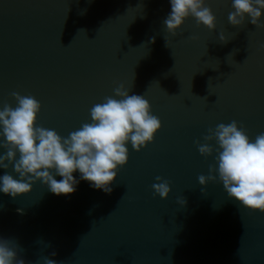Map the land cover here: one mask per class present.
Listing matches in <instances>:
<instances>
[{"label": "water", "instance_id": "95a60500", "mask_svg": "<svg viewBox=\"0 0 264 264\" xmlns=\"http://www.w3.org/2000/svg\"><path fill=\"white\" fill-rule=\"evenodd\" d=\"M205 6L215 30L189 16L173 36L170 0H0V110L17 106L13 92L34 96L36 126L67 137L122 84L162 125L140 152L126 145L110 194L78 171L69 196L41 181L15 199L0 192V238L24 264H264V214L229 198L218 172L199 184L218 168V145L204 157L196 144L233 120L252 141L264 133V10L261 27L247 16L234 27L232 0ZM157 176L169 181L167 200L154 193Z\"/></svg>", "mask_w": 264, "mask_h": 264}, {"label": "clouds", "instance_id": "9594fccd", "mask_svg": "<svg viewBox=\"0 0 264 264\" xmlns=\"http://www.w3.org/2000/svg\"><path fill=\"white\" fill-rule=\"evenodd\" d=\"M208 0H170L171 12L164 19L167 32L175 36L185 20L194 17L197 25L215 30V16L205 5ZM233 12L228 20L234 27L244 23L245 17L261 27L264 0H232ZM220 41L227 43L221 35ZM154 42V40H153ZM166 46L168 43L166 41ZM17 102L15 108L5 104L0 110V130L6 142L0 148L6 154L0 155V168L11 165L19 177L7 172L0 176V192L13 199L32 192V185L41 181L57 196H69L76 191L79 183L73 173L79 172L80 179L90 183L95 190L106 194L117 172L128 162L130 142L136 152L154 141L161 130L160 119L151 114V106L143 95L129 94L121 84L114 89L115 99L105 97L90 109L91 122L61 137L54 129L37 127L41 104L34 96L11 93ZM203 144L196 141L199 153L204 157L213 155L211 142L218 145L217 167L209 166V175L198 177L199 184L206 186L209 181H219L229 198L234 199L247 210H259L264 214V133L250 140L244 128L233 120L220 123L215 129L209 128L203 137ZM19 153V159H17ZM62 179L57 180L54 177ZM152 185L154 193L167 200L171 192L169 181L157 176ZM181 205L185 199L179 201ZM19 211V210H18ZM18 246L14 241L0 238V264H24L17 258ZM56 255L55 252L52 253ZM45 264H56L45 258Z\"/></svg>", "mask_w": 264, "mask_h": 264}]
</instances>
